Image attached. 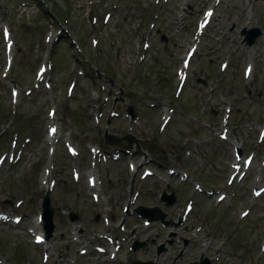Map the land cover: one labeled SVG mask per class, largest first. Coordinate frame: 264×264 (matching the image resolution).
<instances>
[{"label":"rangeland","instance_id":"1","mask_svg":"<svg viewBox=\"0 0 264 264\" xmlns=\"http://www.w3.org/2000/svg\"><path fill=\"white\" fill-rule=\"evenodd\" d=\"M113 1L93 0V4L89 7L90 0H45L46 10L53 12V16L62 27L70 28L71 35L81 45L85 34L86 47L84 46L83 53L78 55V58L76 57L78 60L73 61L77 63L73 64L71 59L74 50L69 48L66 40L61 39L57 42L54 52L52 50L54 43L44 41V36L49 30L46 27L50 21L45 24L47 18L43 14L45 7L40 0H0V153L12 152L13 147L10 142L15 139L18 142V148L23 147L24 151L20 162L15 165L6 164L0 170V207L5 211L13 210L15 213L25 214L23 222L17 228L0 225V263L125 264L134 258H147V254H152L153 247L147 253L140 250L134 255L132 252H127V248L135 239L144 240L156 232L143 225H137L135 228L133 224L128 226L126 231L119 229L120 209L122 205H126L129 196L126 191L121 192L117 189L122 188L129 174L126 165L128 161H132L135 166L142 162V164H150V166L143 165L137 170V176H141L145 168L154 171L161 169V166L151 161L146 159L142 161L143 158L150 157L152 160L156 158L162 166L174 168L180 172H193L190 173L192 178L201 180L207 185L212 184L208 175L199 177L195 174H199V168L205 169L207 173L211 172L210 167L212 164L215 165V173L218 175L216 183L218 184L214 187L222 186L221 190L228 194L219 206L226 204L230 206L234 200L235 202L238 200L235 204L240 207V210L236 209L234 214L226 213L228 219L226 223L231 227L232 221L241 211L244 212L246 209L248 211L249 219L241 222L237 220L230 230V236L241 235L239 238H241L242 247L248 244L252 247L251 256L242 261V264H264V252H261V246L264 245V192L256 199H253L251 195L252 189L264 187V137L260 135L264 127L262 67L264 34L256 41L254 48L250 47L251 49L243 46L239 34L243 26L259 25L261 27L262 25L261 28L264 30V0H217V2L214 0H169L167 3L160 2L155 5L154 11L156 8L164 10L161 11L162 16L156 20H160L158 26L170 40L154 44L152 50L147 51L146 60L140 69L137 68L138 56L135 58L137 52L141 50H138L140 37L136 30H131V26L136 25L135 18L139 15L138 8L142 7L144 10L146 0H124L114 10L115 16L105 28L97 46V56L93 55L88 29L87 26L85 27L86 24L84 25V13L88 8L95 7V2H98L102 13ZM183 1L187 3H182ZM176 5V12L173 15L167 14L169 10H174ZM210 8H213V14L203 27L202 33L196 36L198 22ZM132 11H137L138 15L132 16ZM177 16L179 19L183 18L181 23H178ZM4 25L10 28L14 38L12 45L14 59L11 67L12 73L10 72L8 78L3 80L1 70H3L6 44L3 42L1 30ZM55 26L58 25L55 24ZM172 37L176 40L175 43L171 41ZM196 37H198L196 40L199 42L198 47L190 58V69L181 87L180 99L176 98L179 100L172 103L176 109L171 111L170 119L162 135L157 136L160 121L165 117L166 106L171 105L170 100L175 98L176 83H173L172 70L179 64L177 56L182 54L183 44L187 47L191 46ZM248 62L253 65L252 75L249 78L244 73ZM40 63H45L50 68L49 72L44 74V78H48L50 82L49 89L44 86V83H41L39 88H36L37 85L33 83L34 73L36 75V69ZM80 67L84 69V72L86 71V75L76 76ZM96 69H100L113 80L115 79L112 84L107 82L109 86H112L113 95L122 94V91L125 95L127 93L131 95L125 87L128 85L139 91L140 96L135 100L132 99L134 104L137 102L141 106L154 101L158 103L152 113L147 107H142L143 115L147 118L157 112L156 119L151 116L149 120L140 117L130 132L144 141L140 145L143 152H138L131 158L122 156L120 162L112 165L111 163L106 165L104 160H100L92 166V156L85 146L104 147L102 138L106 119H110L109 132L119 136L127 133L129 121L125 118V105L119 103L122 100L120 97L116 99L118 100L116 107L120 111L118 118H108L113 100L106 101V107L100 109L105 101L108 86H104L103 91L100 84L103 81L95 83L97 81ZM102 72L100 76L107 77ZM11 76L17 78V85L20 87V94L15 103H13V98L11 101L9 92ZM75 77L78 81L73 89ZM136 77L138 81L149 82V84L141 89L143 86L140 88L134 83ZM200 78L205 80V84L198 82ZM158 83L161 85L155 87ZM30 88L32 89L30 94L23 92ZM50 107L55 108L54 121L59 126L58 136L60 137L52 157L48 155L49 147L46 142L48 108ZM96 107L99 109L96 110ZM12 110H15V116L12 115ZM101 110L103 116L97 126L91 115L92 112L101 113ZM13 118L15 122L10 124ZM197 132H199L198 135H196ZM195 135L200 141L207 139L205 150L208 154H202L192 144L199 143ZM185 137L187 141L184 140ZM26 140H30V143H25ZM66 140H72L75 143L74 146H78L79 156L73 158L67 154L63 144ZM52 141L55 143V139ZM179 141L185 143L181 151H179ZM237 142L242 150L240 160L234 157L233 143L237 144ZM202 145L199 146L203 150ZM187 154V159H183V156ZM247 156H252L253 162L247 166L245 171L243 168L236 171L232 186H227V176L231 171L230 164H240ZM13 161L16 162L15 159ZM48 163L54 166L51 179L55 184L52 189L49 187L48 191H50L51 205L55 211L53 221L55 230L53 239L36 246L33 243L34 237H30L27 231L33 229L35 215L41 212V201L47 190L45 187L42 188L40 180ZM90 169L95 170L96 180L99 177V181L102 180L103 184V194L97 204H94L88 196L86 176ZM72 170L79 172L78 182L73 181ZM155 175L168 178L167 182L171 188L178 187L176 192L180 201L177 198L176 201L181 202L178 206L176 205L178 212L183 209L190 195L195 197V212H198L197 208H201L209 213L218 204L217 194L212 199L205 200L202 196L195 194L187 182L179 187L180 183L177 179L167 177L164 172H158ZM156 176L141 182L143 189L138 196L139 205L153 204L157 194L166 187L163 180L157 179ZM43 180H48V178L44 177ZM153 183L157 185L155 188ZM181 192L182 195H180ZM19 200L22 204L16 207V201ZM70 212H75L80 217L78 222H69ZM106 215L110 218V228L102 222V217ZM199 215L197 214L190 220L192 224L189 229L188 215L185 216L183 226L188 229L185 234L180 230L176 231L192 239L187 235V233L190 236L193 235L190 228L202 225L198 241L195 242L221 240L222 228L218 230L219 233H216L217 236H212V227L208 226L210 221L204 220V213L201 217ZM217 215L218 213H214L213 217ZM209 217L211 215H208ZM43 228L42 226V235ZM79 228L85 231L83 237L78 233ZM225 229L229 231V227ZM169 231H172V228ZM203 231L206 234H203ZM106 232L112 239L118 237L119 244L122 242V247L116 256L117 260H111L109 256L98 255L92 250L89 251L88 244L91 247L92 244H96L93 241L94 234H106ZM162 233V239L155 241H163L165 233ZM71 234L78 235L80 243L74 244L71 241ZM124 238L125 242H123ZM175 239L178 240L177 237ZM261 241L263 242L260 243ZM83 247L88 248V253L83 257H78V249ZM171 252H175V247L171 248ZM244 252L245 249L241 253ZM43 253L48 255L44 263L41 260ZM230 263L232 264L231 261L222 257L215 264Z\"/></svg>","mask_w":264,"mask_h":264},{"label":"water","instance_id":"2","mask_svg":"<svg viewBox=\"0 0 264 264\" xmlns=\"http://www.w3.org/2000/svg\"><path fill=\"white\" fill-rule=\"evenodd\" d=\"M258 33L259 32L257 31V29H253L250 31H245V30L242 31V34L246 35L245 40H246V43L249 45L254 42V39L256 38V35ZM45 210L48 213L47 220L50 222L51 221V210L48 208L47 203L45 204Z\"/></svg>","mask_w":264,"mask_h":264},{"label":"bare ground","instance_id":"3","mask_svg":"<svg viewBox=\"0 0 264 264\" xmlns=\"http://www.w3.org/2000/svg\"><path fill=\"white\" fill-rule=\"evenodd\" d=\"M200 24H203V21H201ZM52 129H53V128H52ZM45 178H47V177H45ZM43 181H44V182H42V184H43L44 186H47V185H48V180H43ZM36 229L39 230V226H37ZM112 252L115 253L113 250H112Z\"/></svg>","mask_w":264,"mask_h":264},{"label":"snow or ice","instance_id":"4","mask_svg":"<svg viewBox=\"0 0 264 264\" xmlns=\"http://www.w3.org/2000/svg\"><path fill=\"white\" fill-rule=\"evenodd\" d=\"M54 131V130H53ZM38 242H39V238H38Z\"/></svg>","mask_w":264,"mask_h":264}]
</instances>
